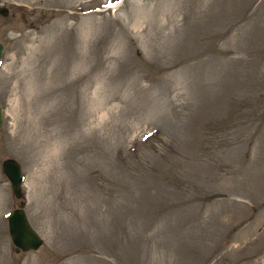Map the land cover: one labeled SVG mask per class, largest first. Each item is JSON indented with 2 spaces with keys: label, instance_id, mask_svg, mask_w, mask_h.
Returning <instances> with one entry per match:
<instances>
[{
  "label": "rangeland",
  "instance_id": "374dc122",
  "mask_svg": "<svg viewBox=\"0 0 264 264\" xmlns=\"http://www.w3.org/2000/svg\"><path fill=\"white\" fill-rule=\"evenodd\" d=\"M4 6L0 264H264V0Z\"/></svg>",
  "mask_w": 264,
  "mask_h": 264
},
{
  "label": "water",
  "instance_id": "95a60500",
  "mask_svg": "<svg viewBox=\"0 0 264 264\" xmlns=\"http://www.w3.org/2000/svg\"><path fill=\"white\" fill-rule=\"evenodd\" d=\"M7 7H0V13L6 14ZM4 47L0 43V59L2 58ZM2 105L0 104V125L2 123ZM0 167L3 170V173L9 179L10 187H12V195L16 198H21L22 196V182L24 176L22 175V166L17 159L6 157L0 163ZM23 202L20 201L17 205L7 214V228L9 231V237L13 241L15 251L35 249L37 250L38 246L43 242V237L39 235L37 230L31 226L29 223L28 217H26L25 209L23 207Z\"/></svg>",
  "mask_w": 264,
  "mask_h": 264
}]
</instances>
